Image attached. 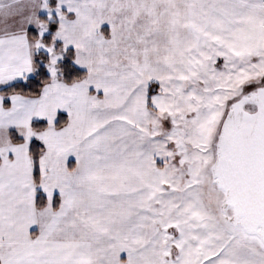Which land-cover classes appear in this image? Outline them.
<instances>
[{
	"label": "snow or ice",
	"instance_id": "obj_1",
	"mask_svg": "<svg viewBox=\"0 0 264 264\" xmlns=\"http://www.w3.org/2000/svg\"><path fill=\"white\" fill-rule=\"evenodd\" d=\"M0 264H264V0H0Z\"/></svg>",
	"mask_w": 264,
	"mask_h": 264
}]
</instances>
